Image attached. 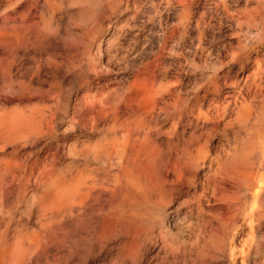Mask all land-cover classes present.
Wrapping results in <instances>:
<instances>
[{"label": "bare ground", "instance_id": "6f19581e", "mask_svg": "<svg viewBox=\"0 0 264 264\" xmlns=\"http://www.w3.org/2000/svg\"><path fill=\"white\" fill-rule=\"evenodd\" d=\"M87 3L89 0H0V22L4 26L0 24L2 82L7 87L31 92L62 91L69 70L66 66L80 63L82 57L90 60L89 48L82 45L83 51H80L81 41L73 30L75 25L71 24L73 19L88 13L83 8ZM246 3V9L254 12L264 7V0H246ZM168 38V32L164 31L163 50L167 49ZM73 54L74 59L67 63ZM257 57L253 59L256 72L261 65ZM53 58L63 62H55ZM241 60L242 70L250 58ZM234 61L235 58L231 62ZM156 67L155 62L145 65V70L154 77L151 88L143 93L150 110L137 114L134 129L125 128L124 124L118 128L108 126L97 140H88L82 145L89 149L88 156L94 163L118 159L116 174L111 178L105 173L102 177L99 171L104 166L94 170L77 169L68 181L53 179L43 193L40 209L61 211L68 225L80 229L83 232L79 233L86 237L87 229L94 228L98 221V211H106L99 218L107 215L106 233L110 239L97 241L92 245L94 248H68L66 255L58 253L60 248H54L56 253L52 255L50 236L43 234L36 242L21 241L11 264H264V171L254 168V160L264 163V106L256 108L253 117L254 126L260 128L252 149L242 145L239 150L212 157L206 145L219 119L203 110L201 103L206 102L207 94H220L222 88H227L225 95L232 98L231 88L238 80L225 79L220 84L217 77L207 76L194 92L181 93L176 91L174 80L163 84V80L154 76ZM85 68L97 74L91 63ZM82 71L77 80L82 78ZM87 99L88 96L84 97ZM14 111L24 115L27 110ZM8 113L0 115V134L8 125ZM162 118V122H171L165 141L154 138L157 131L153 133ZM200 121L211 125L203 145L200 141L205 136L199 133ZM192 127L194 131L186 134ZM10 163V170L20 167L16 160ZM205 167L213 170L207 180L211 193L204 191L193 201L189 187ZM168 177L175 179L169 187ZM175 204L177 207L173 209ZM187 207L194 208L198 223L191 216L180 217L181 209ZM169 213L178 218L176 224L169 219Z\"/></svg>", "mask_w": 264, "mask_h": 264}, {"label": "rangeland", "instance_id": "374dc122", "mask_svg": "<svg viewBox=\"0 0 264 264\" xmlns=\"http://www.w3.org/2000/svg\"><path fill=\"white\" fill-rule=\"evenodd\" d=\"M246 5V0H89L83 7L88 13L83 18L73 19L71 24L75 25L73 30L81 41L80 51L82 47L89 48L90 60L82 57L80 63L66 66L69 70L62 91L39 93L7 87L0 74V115L9 111L8 125L0 134V264L12 263L21 241L36 242L43 234L50 236L52 255L56 253L54 248H60L58 253L66 255L68 248H94L92 245L97 241L110 239L106 233L107 215L99 218L106 211H98V221L94 228L87 229L86 237L79 233L83 231L68 225L61 211L40 207L43 193L53 179L68 181L77 169L94 170L102 166L99 171L102 177L105 173L111 178L116 174L118 159L94 163L88 156L89 149L82 145L88 140H97L112 125L118 128L124 124L125 128L134 129L137 114L150 110L143 97L154 82V77L145 70L147 63L155 62L154 76L163 80V84L177 81L172 83L181 93L194 92L208 77H217L220 84L225 79L238 80L231 88L232 98L225 95L227 88H222L220 94H207L206 102L201 103L203 110L219 119L206 149L212 157H217L239 150L242 145L253 148L260 128L254 126L253 117L256 108L264 106V7L254 12L246 9ZM0 24L4 27L2 20ZM164 31L169 34L166 50L162 43ZM75 54L67 63L72 62ZM247 57L250 60L241 70V59L244 61ZM255 57L261 60L258 72L253 66ZM89 62L97 74L86 70ZM80 71L83 80L76 78ZM14 109L27 111L22 115ZM158 121L159 127L153 130V133L157 131L154 138L165 141L171 122H162L163 118ZM198 123L202 128L199 133L205 136L200 141L203 145L211 125L204 121ZM192 130L194 127L188 128L186 134ZM14 160L20 167L10 170V162ZM254 162L256 171L262 173L264 163ZM212 172L209 167L198 172L188 192L193 201L204 191L211 193L207 180ZM168 180L167 187L175 181L172 177ZM202 205L206 208L204 200ZM176 207L175 204L173 209ZM191 208L181 209L180 217L191 216L192 221L198 223L195 210ZM169 219L174 224L178 221L173 213H169Z\"/></svg>", "mask_w": 264, "mask_h": 264}]
</instances>
